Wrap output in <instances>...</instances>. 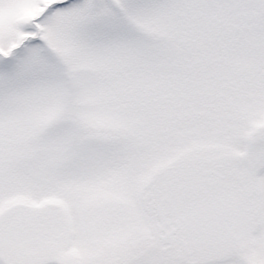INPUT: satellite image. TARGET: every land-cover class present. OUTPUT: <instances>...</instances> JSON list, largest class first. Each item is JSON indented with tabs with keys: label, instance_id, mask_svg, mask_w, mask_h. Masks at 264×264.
Instances as JSON below:
<instances>
[{
	"label": "snow or ice",
	"instance_id": "obj_1",
	"mask_svg": "<svg viewBox=\"0 0 264 264\" xmlns=\"http://www.w3.org/2000/svg\"><path fill=\"white\" fill-rule=\"evenodd\" d=\"M0 264H264V0H0Z\"/></svg>",
	"mask_w": 264,
	"mask_h": 264
}]
</instances>
